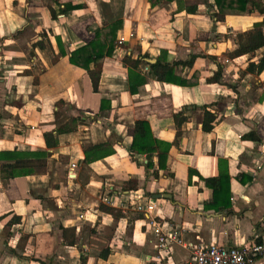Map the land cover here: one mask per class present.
Masks as SVG:
<instances>
[{
	"label": "crops",
	"instance_id": "obj_1",
	"mask_svg": "<svg viewBox=\"0 0 264 264\" xmlns=\"http://www.w3.org/2000/svg\"><path fill=\"white\" fill-rule=\"evenodd\" d=\"M210 4L0 0V264H159V254L164 264H189L193 247L238 248L263 240L264 72H244L259 62L264 48L237 59L227 56L237 48V35L262 17L249 6L240 14L226 10V20L216 22ZM65 5L77 8L62 14ZM194 5L196 13L179 11ZM116 21L123 22L119 43L102 71L70 63L74 50L89 44L103 24ZM162 52L171 63L195 57L194 67H176L175 75L195 81L198 74L196 84L159 82L143 66L139 73L147 81L132 93L123 59L150 54L147 61L156 63ZM206 107L217 117L211 133L203 131ZM57 112L58 125L72 118L82 122L48 149L44 134L56 131ZM177 112L188 121L167 169L159 168L157 156L148 170L145 156L134 162L135 122L148 121L156 139L173 142ZM253 134L257 138H250ZM101 143L110 155L85 162V149ZM15 150L51 157L45 169L8 179L1 166L15 161L1 153ZM225 171L231 205L215 212L206 208L213 191L205 180ZM131 184L137 188L129 189ZM105 196H118L117 209H128V215L101 211ZM137 202H155L152 217L171 224L181 243L169 242L159 252L148 216L134 211ZM255 264H264V257Z\"/></svg>",
	"mask_w": 264,
	"mask_h": 264
},
{
	"label": "trees",
	"instance_id": "obj_2",
	"mask_svg": "<svg viewBox=\"0 0 264 264\" xmlns=\"http://www.w3.org/2000/svg\"><path fill=\"white\" fill-rule=\"evenodd\" d=\"M163 1L173 2L178 0H149L151 5H158ZM211 7L215 11L213 17L216 22L226 20V10H232L234 13H245L249 6L251 12L258 11L262 19L255 24L254 28L249 31L242 32L237 35V48L230 52L227 56L230 59H237L246 55H255L259 50L264 48V2L263 0H211ZM77 8L72 5H65L61 10L62 14ZM52 18L57 19L56 12L53 8L50 9ZM198 6H182L179 11L196 13ZM123 26L122 21L114 23H105L102 28L94 33L93 40L71 53L70 63L76 67L86 71H102L105 60L112 57L119 43L118 32ZM42 47V43H40ZM150 54L139 55L137 58L126 56L123 59V64L129 69V78L131 81V91L136 93L138 87L144 85L147 81L146 77L142 76L139 71L143 66L150 67V74L159 82L175 84L182 87H190L195 85L198 79V74L194 80H185L175 75L176 67H194L195 57L186 62L171 63L168 59L167 52H162L158 57L157 62L150 64L147 60L150 59ZM58 59L55 58L53 62ZM264 72V55L259 59L258 63H249L244 74H262ZM59 109L63 106V102H58ZM60 112L56 113V120L60 119ZM176 123V137L173 142H165L154 137L150 123L146 120H139L134 125V137L130 147V156L137 162L136 157L145 156L148 163L146 169L154 167L153 159L158 158V165L161 170L167 169V161L172 147L178 146L183 135L182 127L188 121L184 112H177L174 116ZM82 122L80 118H72L68 122L58 125L56 131L47 132L44 134L48 149H55L59 145L58 136L77 131L79 124ZM217 123V117L206 107L203 118V131L211 133ZM56 132V133H55ZM256 135H250V138H257ZM107 144L101 143L85 149V162L92 163L103 157L110 155V151L106 150ZM12 157L14 164L1 166V170L5 178L15 179L18 177H26L32 175L37 169H45L47 167L48 158L51 157L49 152H2L1 158ZM158 175L157 173H155ZM206 185L213 191V197L206 204L207 209L215 212L225 211L231 205V177L227 171L220 172L219 176L206 179ZM136 185H132L129 189H136ZM100 210L112 215L115 218L124 216L123 212L117 208H112L101 204ZM143 217V214L140 216ZM12 224V223H11ZM102 257H106L103 252Z\"/></svg>",
	"mask_w": 264,
	"mask_h": 264
},
{
	"label": "built area",
	"instance_id": "obj_3",
	"mask_svg": "<svg viewBox=\"0 0 264 264\" xmlns=\"http://www.w3.org/2000/svg\"><path fill=\"white\" fill-rule=\"evenodd\" d=\"M121 41L120 43H122ZM261 153L264 154V147ZM72 168L76 169L77 164H73ZM259 169H261V166H259ZM101 202L112 208L122 206L118 196H105ZM133 207L134 211L148 216L149 225L153 228L158 242L157 248L159 252L169 242L181 243L178 233L171 224L168 222H158L156 218L152 217L157 209L155 202H150L147 205L137 202ZM128 212V209L123 211L125 215H128ZM80 217L84 219L85 214H82ZM262 257H264V238L261 242H249L238 248H228L218 244L193 247L189 264H255ZM157 261L159 264H164L161 254L157 257Z\"/></svg>",
	"mask_w": 264,
	"mask_h": 264
},
{
	"label": "water",
	"instance_id": "obj_4",
	"mask_svg": "<svg viewBox=\"0 0 264 264\" xmlns=\"http://www.w3.org/2000/svg\"><path fill=\"white\" fill-rule=\"evenodd\" d=\"M149 62H151V64H152V63H154V60H151V61H149Z\"/></svg>",
	"mask_w": 264,
	"mask_h": 264
}]
</instances>
